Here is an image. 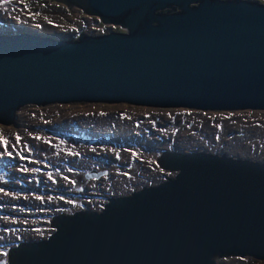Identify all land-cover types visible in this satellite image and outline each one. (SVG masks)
<instances>
[{"label":"water","instance_id":"1","mask_svg":"<svg viewBox=\"0 0 264 264\" xmlns=\"http://www.w3.org/2000/svg\"><path fill=\"white\" fill-rule=\"evenodd\" d=\"M125 31L0 30V123L26 105L264 110V5L252 0H55ZM173 177L50 220L5 264L264 260V162L164 150ZM103 172L89 171L86 177Z\"/></svg>","mask_w":264,"mask_h":264},{"label":"rangeland","instance_id":"2","mask_svg":"<svg viewBox=\"0 0 264 264\" xmlns=\"http://www.w3.org/2000/svg\"><path fill=\"white\" fill-rule=\"evenodd\" d=\"M81 15L91 18L81 24ZM95 18L62 1L0 0V30L22 27L55 33L75 25L96 35L105 27ZM110 30L122 31L116 25ZM0 140L6 142L0 143V264H5L9 247L47 237L52 216L100 211L108 197L173 177L175 172L156 164L164 150L264 162V110L26 105L13 124H0ZM92 170L103 174L87 178ZM237 257L216 258V264H264Z\"/></svg>","mask_w":264,"mask_h":264},{"label":"clouds","instance_id":"3","mask_svg":"<svg viewBox=\"0 0 264 264\" xmlns=\"http://www.w3.org/2000/svg\"><path fill=\"white\" fill-rule=\"evenodd\" d=\"M71 8H73V6H72V7H69V9H71ZM81 16L83 17V19L81 20V24L84 23L83 20H89V18H91V17L86 16V15H81ZM98 18H99V17H98ZM99 19H100V18H99ZM100 23H101L102 25H104L105 28L102 30L101 33H98V34L109 33V32H111V31H119V30H110V26L113 25V24H110V23H102L101 20H100ZM105 24H110V26H106ZM70 27H71L73 30H65V29L62 28L61 31H59V33H63V34L66 35L67 38H69V37H68V34H70L71 31L74 32L75 30H77V32H78L77 36L79 35L80 32H82V31H79L78 29H76V28H75V25H74V26H73V25H70ZM119 27L122 29V31H125L121 26H119ZM120 32H121V31H120ZM83 33H85V32H83ZM87 33H88V32H87ZM98 34H96V35H98ZM77 36H76V37H77ZM76 37H75V38H76ZM113 104H122V105H125L124 103H113ZM180 108H181V107H180ZM156 164H157V163H156ZM104 173H105V172H104ZM222 258H232V257H222Z\"/></svg>","mask_w":264,"mask_h":264},{"label":"flooded vegetation","instance_id":"4","mask_svg":"<svg viewBox=\"0 0 264 264\" xmlns=\"http://www.w3.org/2000/svg\"><path fill=\"white\" fill-rule=\"evenodd\" d=\"M252 1H255V2H258L260 4H263L264 5V0H252ZM96 20H98V18H95ZM100 22V21H99ZM81 33V32H80ZM78 32L77 30H75L74 32L71 31L70 34H68V37L70 39H75V37L77 36ZM86 34H89V33H86Z\"/></svg>","mask_w":264,"mask_h":264},{"label":"snow or ice","instance_id":"5","mask_svg":"<svg viewBox=\"0 0 264 264\" xmlns=\"http://www.w3.org/2000/svg\"><path fill=\"white\" fill-rule=\"evenodd\" d=\"M17 140H19V137H17ZM0 143H6L5 141L0 140Z\"/></svg>","mask_w":264,"mask_h":264},{"label":"built area","instance_id":"6","mask_svg":"<svg viewBox=\"0 0 264 264\" xmlns=\"http://www.w3.org/2000/svg\"><path fill=\"white\" fill-rule=\"evenodd\" d=\"M227 259H238V257H232V258H227ZM240 260V259H239Z\"/></svg>","mask_w":264,"mask_h":264},{"label":"bare ground","instance_id":"7","mask_svg":"<svg viewBox=\"0 0 264 264\" xmlns=\"http://www.w3.org/2000/svg\"><path fill=\"white\" fill-rule=\"evenodd\" d=\"M2 30V29H1ZM1 124V123H0ZM11 125V124H10ZM222 264V263H221Z\"/></svg>","mask_w":264,"mask_h":264}]
</instances>
